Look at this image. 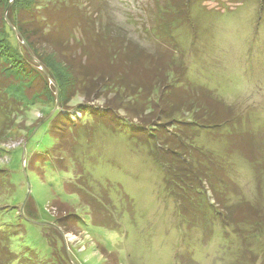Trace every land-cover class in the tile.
<instances>
[{
    "label": "rangeland",
    "instance_id": "374dc122",
    "mask_svg": "<svg viewBox=\"0 0 264 264\" xmlns=\"http://www.w3.org/2000/svg\"><path fill=\"white\" fill-rule=\"evenodd\" d=\"M171 1L98 3H103L102 8L108 9L122 29L121 36L133 57H139L137 50H147L169 64L170 59L175 60L180 71L172 72L174 82L195 90L202 87L207 92L204 101L215 100L231 110L232 125L196 128L194 136L188 127L196 147L195 165L200 172L209 171V177L221 178L217 197L224 206L218 208L216 218L209 219V227L205 220L192 225L168 189L167 170L154 158L153 148L138 145L128 134L98 126L92 118L71 133L70 153L62 155L64 168L44 166L43 154L55 144L48 122L60 110L61 99L58 85L49 77L56 103L59 98L58 109L57 105L51 111L31 109L0 141V168L8 171L15 186L12 194L5 191L7 196L0 198V210L18 217L31 201L29 209L36 211V221L50 224H27L30 234L25 232L28 237L22 240V244L44 249L45 256H39L42 263L264 264L263 0H192L193 5L189 0L185 4L183 0ZM84 3L86 8L91 6V12L100 6L89 0ZM167 7L176 14L163 13L171 11ZM11 35L16 45L14 33ZM85 101L75 98L71 111L65 114L80 121L79 107ZM163 103L156 117L160 108L166 107ZM106 105V100L88 104L100 109ZM184 109L177 116L187 124L202 116ZM118 116L125 123L131 118L124 112ZM3 120L0 117V131ZM208 151L213 153L209 158ZM34 154H41L36 165L32 164ZM204 186L207 199L214 204V190L210 183L204 182ZM76 190H81L80 197L69 194ZM68 213L84 219L82 228L58 226V217ZM49 237L56 241L59 256L49 248ZM16 246L21 249L20 243ZM46 254H55L58 260L48 259Z\"/></svg>",
    "mask_w": 264,
    "mask_h": 264
},
{
    "label": "trees",
    "instance_id": "16d2710c",
    "mask_svg": "<svg viewBox=\"0 0 264 264\" xmlns=\"http://www.w3.org/2000/svg\"><path fill=\"white\" fill-rule=\"evenodd\" d=\"M12 1L15 4L11 5ZM98 1L89 0L93 5L95 2L99 4ZM183 1L185 4L187 0ZM189 1L192 5L196 4ZM84 2L86 0H0V117L4 119L0 141L31 109H53L56 105V90L50 77L58 85L61 99L60 110L48 122L49 134L55 144L44 152V158H40L44 166L51 164L54 168H64L62 155L70 153L71 133H76L77 128L84 126L80 123L92 118L98 126L104 125L109 130L128 134L138 145L153 148L154 158L167 170L168 189L180 201L185 219L192 225L205 220L209 227V219L216 218L218 208L224 206L223 200L217 197L220 193L218 189L222 187L221 178H211L206 169L203 172L197 169L194 162L196 156L193 155L196 147L189 132L192 130L194 136L196 128H218L226 123L232 125L235 119L231 110L218 101H204L205 90L202 87L199 88L201 92L195 90L196 87L190 88L174 82L172 72L180 71L175 60L170 59L169 64L161 60V55L147 50H137L136 55L139 57H133L125 36H121L122 29L117 26L108 9L102 8L103 3L91 12V6L86 8ZM163 3L167 4V1ZM156 4L161 9L158 1ZM182 6L179 2V7ZM170 10L163 13L171 16L176 14L175 9ZM6 18L14 29L9 26ZM13 33L17 39L16 45L12 41ZM168 49L170 53L174 50ZM156 95L159 97L155 103L153 100ZM77 97L86 100L79 107L82 113L80 121H74L66 115L71 111L70 104ZM97 100H106V107L100 109L88 106ZM161 103L167 105L160 108L156 117ZM185 107L189 113H194L193 116L202 115L201 118L189 124L180 120L177 115L185 111ZM122 112L130 119L135 117L136 121L128 119L125 123L118 116ZM85 126L89 129L87 124ZM188 127H191L190 130ZM73 139L71 137V141ZM207 153L208 158L213 155L209 151ZM38 156L41 157V154L33 155L36 158L32 157L33 165L39 162ZM247 158L252 159L250 156ZM7 172L0 168V198L7 196L5 191L12 194L15 189ZM204 182L210 183L215 192L214 204L207 199ZM69 194L80 197L81 190ZM59 204L65 205L63 202ZM26 205L28 212L24 208V215L18 217L12 212L0 210V264L48 262L42 263L39 257L45 256L43 248L37 244H22L24 237H28L25 235V232H29L26 225L32 224L26 218L37 222L36 211L29 209L32 202ZM84 223V219L76 213H68L57 220L58 226L65 229L82 228ZM17 242L21 245L20 250L16 246ZM48 243L53 253L59 256L56 241L49 237ZM46 256L58 260V256L54 257L53 254L51 257Z\"/></svg>",
    "mask_w": 264,
    "mask_h": 264
},
{
    "label": "water",
    "instance_id": "95a60500",
    "mask_svg": "<svg viewBox=\"0 0 264 264\" xmlns=\"http://www.w3.org/2000/svg\"><path fill=\"white\" fill-rule=\"evenodd\" d=\"M6 20H7L8 24H9V26H10L12 29H14L13 25L9 22L8 18H6ZM14 32L16 33L17 36H19V34H18L16 31H14ZM25 47H26L27 50H29L28 47H27V45H25ZM43 70H44V69H43ZM44 73L46 74L47 77H49V74L47 73L46 70H44ZM57 95H59L58 92H57ZM56 105H57V106H56V110H57V109H58V106H59V98H57V103H56ZM56 110H55V111H56ZM25 172H26V170H25ZM29 197H30V195L28 196V198H27L25 204L27 203ZM22 212H23V214H24V207H23V209H22ZM24 217H25V216H24ZM25 218H26V217H25ZM26 220L29 221V222H31L32 224H35V225H42V226H43V225H50V224H48V223H39V222H35V221H32V220H30V219H28V218H26Z\"/></svg>",
    "mask_w": 264,
    "mask_h": 264
}]
</instances>
